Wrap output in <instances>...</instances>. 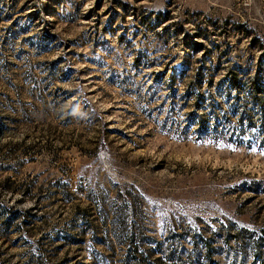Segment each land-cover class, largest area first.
<instances>
[{"label":"rangeland","instance_id":"rangeland-1","mask_svg":"<svg viewBox=\"0 0 264 264\" xmlns=\"http://www.w3.org/2000/svg\"><path fill=\"white\" fill-rule=\"evenodd\" d=\"M2 206L0 264H264V0H0Z\"/></svg>","mask_w":264,"mask_h":264},{"label":"trees","instance_id":"trees-1","mask_svg":"<svg viewBox=\"0 0 264 264\" xmlns=\"http://www.w3.org/2000/svg\"><path fill=\"white\" fill-rule=\"evenodd\" d=\"M0 212L5 215L7 213L12 214V216H10L9 218H6L2 224V226L4 227V229L9 228L11 223H12V219L14 217V208H10L9 206H2L0 207ZM103 220L100 221L97 217V221L99 220V224H102V226H104L103 228V232L102 235L100 236V234L95 230V226L94 224L88 223L86 221V225L89 227H91V229H93L92 232V239L95 242H99L101 244L107 245L108 243H112L113 241H115L117 239V241H119L120 244H124L127 243L129 240H133L135 238V235L133 233L130 234V232H128V228L127 225L123 222V224L121 226H119L120 230H119V234H117L116 232H114V227H117V220L116 219H112L111 222H108L107 218H102ZM87 220V219H86ZM114 234V235H113ZM207 249V248H206ZM255 249H261L260 251H263L262 249H264V246H255ZM156 260L158 262H162V264H170L169 262H164L163 263V258L162 257H158L156 258ZM172 264H178V263H172ZM188 264H194L193 262H189Z\"/></svg>","mask_w":264,"mask_h":264}]
</instances>
